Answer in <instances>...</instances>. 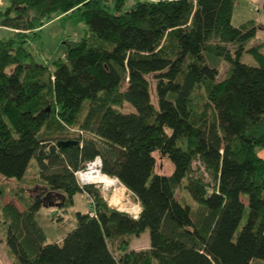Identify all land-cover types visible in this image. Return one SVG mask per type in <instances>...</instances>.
Returning a JSON list of instances; mask_svg holds the SVG:
<instances>
[{
    "label": "trees",
    "instance_id": "16d2710c",
    "mask_svg": "<svg viewBox=\"0 0 264 264\" xmlns=\"http://www.w3.org/2000/svg\"><path fill=\"white\" fill-rule=\"evenodd\" d=\"M235 7L236 0H9L0 8V24L12 28L0 37V174L20 180L37 165L42 180L41 191L19 192L24 210L3 206L19 264L264 261V41L248 45L262 23L234 24ZM70 16L82 36L69 35L52 63L38 61L31 38ZM245 51L256 63L242 60ZM222 61L228 67L217 79ZM125 102L133 108L123 110ZM60 139L80 143L41 157L43 144L48 152ZM155 151L173 162L172 172L156 171ZM98 155L103 173L139 201L137 215L112 206L95 183L78 182L76 171ZM180 188L197 206L177 196ZM77 192L91 208L77 210L75 226L49 242L38 211L68 210ZM146 228L150 245L131 247L132 234Z\"/></svg>",
    "mask_w": 264,
    "mask_h": 264
},
{
    "label": "rangeland",
    "instance_id": "374dc122",
    "mask_svg": "<svg viewBox=\"0 0 264 264\" xmlns=\"http://www.w3.org/2000/svg\"><path fill=\"white\" fill-rule=\"evenodd\" d=\"M236 2L237 3L234 10V15L232 18L234 24H239L240 22L251 17L258 18L261 22L264 23L263 8H255V6L250 4L248 0H236ZM8 4L9 0H4V3L0 5V8H5L6 6H8ZM73 27H78V29L81 30L79 26L75 25L71 16L70 18L58 17L46 23L42 30L31 38L29 43V48L34 53L35 58L40 62L46 61L48 63H52L53 60L61 56V53L63 52L62 49L64 50L66 48L65 39L68 38L69 35L76 37V35H74ZM79 30H76L78 34L80 33ZM1 35L2 33H0V36ZM260 41H264V28H262V26L258 28L256 35L252 37V39L248 42V45ZM242 60L252 64L256 63L254 56L248 51L244 52V54L242 55ZM227 67L228 63L226 61H222L217 79H221L224 77ZM152 82L154 84L153 79ZM201 91L204 93L205 89L202 88ZM153 96L155 99V95ZM121 108L123 110H130L133 107L130 103L125 102L121 106ZM261 154L264 155V152L262 151ZM155 156L156 171L161 173L172 172L174 164L169 158L163 156L159 151H155ZM198 166L199 162L196 161L195 167ZM36 169L37 165L36 168L33 167L32 170L20 180L16 178H6L0 174V185H2L5 189L3 196L0 198V261L3 264H19L13 254L10 252L6 242L7 221L3 213V206L7 203H13L20 210H24L26 208V204L20 198L21 195L19 194V192H21L24 196H29L31 190L39 189V191H41L40 189L42 187V180L40 179L39 174L36 172ZM201 169H204V167H201ZM83 170H87V168L85 167ZM113 177L117 178L115 176H112V178ZM84 180V182L86 183L93 182L97 186L101 187L103 195L108 199L109 203L112 206L127 210L132 214L139 213L141 209L139 201L137 200L133 192L128 190L120 180H118L119 182H117L116 184H112L110 186H106L103 182L97 180L88 181L85 178ZM177 196L180 199L190 201L194 206H197L195 202L191 201L193 197L191 195L189 196L184 188H180L177 191ZM23 199H25V197ZM244 199L247 200V196H244ZM118 200L119 202H117ZM90 208L91 206L89 197L82 192H77L74 196V204L68 207V210H65L60 206H43L38 211L37 217L47 233L48 241H59L69 230H71L75 226L77 221L75 212L77 210L87 211ZM244 220L245 217L240 223V228L243 225ZM149 245V228L144 229L139 234H132L131 247L136 248ZM255 260H259L256 264H264V261L259 258H256Z\"/></svg>",
    "mask_w": 264,
    "mask_h": 264
},
{
    "label": "bare ground",
    "instance_id": "6f19581e",
    "mask_svg": "<svg viewBox=\"0 0 264 264\" xmlns=\"http://www.w3.org/2000/svg\"><path fill=\"white\" fill-rule=\"evenodd\" d=\"M83 172L87 174L84 178L87 179L88 181L97 180L103 182L106 186H110L112 184H116L117 182H119L118 178H114V177L112 178L108 175H104V173L101 170H99L98 166H96L95 163L91 164L90 168L87 171H83ZM117 202H119V200Z\"/></svg>",
    "mask_w": 264,
    "mask_h": 264
},
{
    "label": "crops",
    "instance_id": "0c3cea01",
    "mask_svg": "<svg viewBox=\"0 0 264 264\" xmlns=\"http://www.w3.org/2000/svg\"><path fill=\"white\" fill-rule=\"evenodd\" d=\"M263 1L264 0H248V2L250 3V4H252V5H254L255 6V8H257V9H260V8H262V4H263ZM4 3V0H0V5H2ZM237 3V2H236ZM234 15V14H233ZM56 18H58V17H56ZM55 18V19H56ZM59 18H61V17H59ZM251 18H253V17H251ZM249 19V18H248ZM257 20H259L258 18H256ZM260 21V20H259ZM261 22V21H260ZM262 23V28H264V23L263 22H261ZM11 27H9V26H5V25H2V24H0V33H2V35L1 36H4V35H7V34H9L10 32H11ZM73 30H74V35H76V37H78V38H76V37H74V36H72V37H74V38H76V39H79L81 36H82V30H79L78 29V27H73ZM76 30H79L80 31V33L78 34L77 33V31ZM7 33V34H6ZM0 36V37H1ZM65 50V49H64ZM64 50L62 49V51L64 52ZM63 52L61 53V54H63ZM264 152V148H262L260 151H259V153L261 154V152ZM262 156H264L263 154H261ZM135 215H137V214H135ZM144 247H146V246H144ZM134 248V247H133ZM136 248H140V247H136Z\"/></svg>",
    "mask_w": 264,
    "mask_h": 264
},
{
    "label": "water",
    "instance_id": "95a60500",
    "mask_svg": "<svg viewBox=\"0 0 264 264\" xmlns=\"http://www.w3.org/2000/svg\"><path fill=\"white\" fill-rule=\"evenodd\" d=\"M73 143L79 144L80 142L77 139H60L56 143L49 145V151L48 152L45 151V144H43L42 147L40 148V155H41V157H48L49 155H55V154H57V152H56L57 147L67 146V145L73 144Z\"/></svg>",
    "mask_w": 264,
    "mask_h": 264
},
{
    "label": "built area",
    "instance_id": "2783aa9c",
    "mask_svg": "<svg viewBox=\"0 0 264 264\" xmlns=\"http://www.w3.org/2000/svg\"><path fill=\"white\" fill-rule=\"evenodd\" d=\"M97 161H99V162H97ZM93 163H95L96 166H98L99 170H101V166H102V158H101L99 155L96 156L93 160H91V161H89V162L87 163V166H86L87 170L90 168L91 164H93ZM87 170L78 169V170L76 171V173H77V172L87 171ZM80 182H81V184L86 183V182H84L83 179H82V181H80Z\"/></svg>",
    "mask_w": 264,
    "mask_h": 264
},
{
    "label": "clouds",
    "instance_id": "9594fccd",
    "mask_svg": "<svg viewBox=\"0 0 264 264\" xmlns=\"http://www.w3.org/2000/svg\"><path fill=\"white\" fill-rule=\"evenodd\" d=\"M97 162H99V161H97ZM76 175H77L78 182H79V181L82 180L87 174L84 173V172H77Z\"/></svg>",
    "mask_w": 264,
    "mask_h": 264
}]
</instances>
